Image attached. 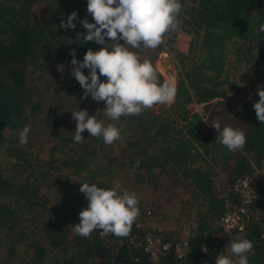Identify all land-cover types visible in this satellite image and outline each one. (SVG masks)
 Returning <instances> with one entry per match:
<instances>
[{
    "label": "trees",
    "instance_id": "obj_1",
    "mask_svg": "<svg viewBox=\"0 0 264 264\" xmlns=\"http://www.w3.org/2000/svg\"><path fill=\"white\" fill-rule=\"evenodd\" d=\"M180 1L190 2L182 23L191 28V34L201 38L199 58L190 70L182 72L183 79L176 81V96L170 105L175 114L171 118L152 114L151 120L156 124L150 127L138 116H128L127 121H136L139 127L136 136L141 137V145L134 151L135 159L129 163L133 169L140 161L133 169L132 184L135 187L147 185L152 190L178 186L186 196L183 202L189 207L196 206V225L188 233L187 256L182 261L173 260L172 255L166 253L161 258L162 264H194L203 244L208 247L210 263L215 264L216 256L224 253L221 243L227 248L229 242L239 238L253 242L254 250L248 255V264H264V240L259 237L264 232V217L258 215L262 207L259 197L254 201L253 216L242 233L222 234L220 241L214 236L218 216L227 205L236 203L235 195L226 188L238 175L250 173L252 164L260 167L264 158V124L257 121L252 108L259 100L258 87L264 86V33L257 34L259 26L264 24V0ZM72 2L0 0V133L7 130L9 140L17 142L19 132L25 126L32 128L34 123L51 132L56 141L49 149L51 154L46 164L38 168L40 178L44 181L55 176L56 191L66 185L72 187L87 207V199L79 192L80 184L95 183L107 189L101 178L104 174L102 164H92L102 138L90 137L86 131L82 136L84 142L73 141L75 131L71 127L75 122L71 113L82 110V104L77 103L81 87L70 75L72 57L69 52L75 50L76 59L82 61L88 49L98 51L101 45L83 40L86 29L79 21L94 22L86 11L87 0ZM73 11L77 12V19L73 21L76 28L60 29L61 21H66ZM234 40L252 43L249 46L256 49L257 57L255 65L244 71L238 85L230 82L222 71L225 43ZM190 46H194L193 40ZM130 50L149 52L143 47ZM56 68L64 70H59V76H64L58 87L71 94L67 97L65 94L66 109L61 110V105L60 110H46L34 82L42 78L45 70L51 76ZM82 71L88 74L87 69ZM228 92L232 94L227 95ZM190 102L202 104L205 114L188 109ZM26 112L31 115L26 116ZM214 123L220 125V130L226 125L242 129L247 136L244 149L233 153L216 143L217 131L211 128ZM150 143L154 148L148 153ZM216 154L218 163L212 165L210 158L214 159ZM29 164L31 162L22 159L23 168ZM219 174L221 182L216 185L214 178ZM27 177L16 191L28 193L23 206L29 214L27 220L33 223L34 214L42 215V219L32 225L30 240L24 238L25 253L16 262L44 264L48 259L51 264H121L135 255L139 264H147L142 252L124 243L125 238L104 236L99 233L101 230H95L88 239L74 235L72 226L75 224L70 222L68 206L63 204L50 210L44 201L35 198L36 186L28 188ZM10 180L9 175L3 176L0 170V230L4 231L8 242L0 264H13L10 261L12 253L23 234L15 230L14 210L1 199L12 187Z\"/></svg>",
    "mask_w": 264,
    "mask_h": 264
},
{
    "label": "clouds",
    "instance_id": "obj_2",
    "mask_svg": "<svg viewBox=\"0 0 264 264\" xmlns=\"http://www.w3.org/2000/svg\"><path fill=\"white\" fill-rule=\"evenodd\" d=\"M86 11L94 22L79 21L86 29L83 40L101 47L98 51L88 49L82 61L76 59L75 50L69 52L72 57L70 75L82 89L81 100L90 96L95 102H103V113L112 121H118L122 116L140 115L155 105L171 104L176 87L170 83L160 84L152 63L148 59L141 61L130 49L154 50L159 47L164 36L182 23L180 0H87ZM76 19L77 12L73 11L66 21H61L59 28L74 30ZM259 33H264V24L259 26ZM84 69H87V75L83 73ZM100 77L105 80L101 81ZM257 95L259 100L252 108L257 121L264 124V86L258 87ZM71 119L75 122L74 143L84 142L82 133L85 131L90 137L102 138L105 145H112L122 138L120 128L111 123L105 126L87 110L74 111ZM213 127L217 131L216 143L233 153L244 149L247 136L242 129L226 125L220 130L219 124ZM30 131V126H25L18 134L22 148L28 144ZM139 164L137 161L133 169ZM79 192L88 204L79 213V224L72 226L74 235L88 239L94 230L118 238L130 235L140 212L135 192L122 188L119 182L110 189L85 182L80 184ZM227 248L229 254H218L215 264H248V255L253 252L254 245L249 239L239 238L229 242Z\"/></svg>",
    "mask_w": 264,
    "mask_h": 264
},
{
    "label": "rangeland",
    "instance_id": "obj_3",
    "mask_svg": "<svg viewBox=\"0 0 264 264\" xmlns=\"http://www.w3.org/2000/svg\"><path fill=\"white\" fill-rule=\"evenodd\" d=\"M68 1L73 3V0ZM181 4L183 11L179 19L182 22V19L186 17L185 12L190 2L184 1V3ZM190 29L191 28H188L187 25L181 23L176 30L164 36V42L156 49L149 50L147 53L138 51L139 53L137 54L141 61L148 59L152 63L160 84L170 83L176 86V81L178 79H183L182 72L190 70L197 64L200 54L198 43L201 38L191 34V32H189ZM192 40L194 46H190ZM225 44V60L222 71L230 82L238 85L240 84V79L244 71L255 65L257 61L256 49L249 46L252 45V43L250 44L249 42L241 40L228 41ZM59 70L64 72L63 69ZM59 70L56 68L51 76L49 72L45 70L42 78L34 82L39 92L40 101L46 110L50 108L60 110L61 105V110H64V108L66 109V97L71 94L69 91L67 92L66 89H60L58 87L61 78V75L59 76ZM63 76L61 81L63 80ZM56 77L58 79L55 83ZM100 79L101 81L105 80L104 77H100ZM231 94L232 92L227 93V95ZM81 96L82 89L79 88L77 103L82 104V110H87L88 113L91 111L89 115L96 116L105 126L111 123L121 129L122 138L119 141L114 142L112 145H105L102 140L101 148L98 149V152L96 151V160L92 162L93 166L96 165L97 162L102 164L104 174L101 178L105 182V187L110 189L119 182L122 188L129 192H135L139 198V209L150 208L154 212L158 225L160 226V232L163 236L176 238L177 236H185L188 234L196 225L194 213V208H196V206L193 205L189 207L186 205V202H183L186 196L178 186L168 189L161 186L156 190H152L151 187L147 185L141 184L135 187L132 184L135 170L130 167L129 163L135 159L134 151L138 150L139 144L141 145V137L136 136L139 132L136 121H127L128 116H122L118 121H112L103 113L105 107L103 102H95L90 96L81 100ZM170 105L171 104L155 105L137 116L142 122L145 121L146 124L153 127L156 124V121L153 122L151 120L154 116H166L171 118L173 114H175L173 110H171ZM76 106L78 107L77 104ZM187 108L201 115L205 114L202 104L190 102L187 104ZM152 114L154 116H152ZM69 120L71 121V119ZM33 125V127L30 128L31 131L28 137V144L23 148L19 145V140L17 142L9 140L10 132L7 130H3L0 133V170L3 176L9 175L12 185L1 199L14 210V215L17 216L15 220V230L22 231L24 234H22L14 247L15 251L12 253L13 257L10 259L13 264H19L16 262V259H18L20 255H23L22 253H25L24 238H29L30 240L32 225L38 224L37 222L42 219V215L34 214L33 223L27 220L29 214L25 213L23 206L26 203L24 196L28 193H18L16 191L19 185L24 183V178L27 177L29 173H31V175L27 177L28 179H26L25 183H28V188L31 185L33 188L36 186L34 191L35 198L44 201L46 206L51 208L50 210L55 207L58 209L63 204L67 205L71 223L75 225L79 224V213L86 208L84 199L78 197L72 187L68 188L66 185L59 191H56L55 183L53 184L55 176H51L48 180H41L38 168L46 164L51 154L49 149L54 145L56 140L51 132H48L39 124L34 123ZM212 125L214 126L216 124L214 123ZM212 125L211 128L216 130ZM71 129L75 131V124L72 125ZM85 132L82 133V136H84ZM153 148V143H150L148 153H151ZM208 155L212 156L211 153ZM19 156H21L20 159ZM208 158L207 156V162H209ZM22 159L28 160L31 164L23 168L21 165ZM218 159V155L216 154L214 159L210 158V164L215 165V163H218ZM262 165H264V158L262 160ZM14 172L15 174H13ZM214 181L216 185L221 182L220 174L214 178ZM34 196L32 198H34ZM4 234V231L0 230V260L5 256L4 249L8 243L7 240H5L7 236L5 237ZM44 264L51 263L46 259Z\"/></svg>",
    "mask_w": 264,
    "mask_h": 264
},
{
    "label": "built area",
    "instance_id": "obj_4",
    "mask_svg": "<svg viewBox=\"0 0 264 264\" xmlns=\"http://www.w3.org/2000/svg\"><path fill=\"white\" fill-rule=\"evenodd\" d=\"M226 190H230L235 195L236 203L232 206L227 205L218 216L216 228L220 233H242L253 216L251 209L257 197L260 198L262 206L260 213L257 214L264 217V165L257 167L252 164L251 172L235 177ZM160 231L154 212L150 208H143L140 209L139 217L133 224V232L125 238L124 243L142 252L147 264H162L161 258L166 253H170L173 260L185 259L189 252L188 234L167 238ZM259 237L264 240V232H261ZM214 243L217 244V240ZM207 253V245H201L194 264H211ZM130 257L127 263L121 264H139L140 260L137 256L130 255Z\"/></svg>",
    "mask_w": 264,
    "mask_h": 264
},
{
    "label": "crops",
    "instance_id": "obj_5",
    "mask_svg": "<svg viewBox=\"0 0 264 264\" xmlns=\"http://www.w3.org/2000/svg\"><path fill=\"white\" fill-rule=\"evenodd\" d=\"M227 189V188H226ZM215 230H216V232L214 233V236L216 237V239L218 240V241H220V237H222V233H220V231L218 230V228H216L215 227ZM221 245H222V247H223V251H224V254L225 255H228L229 253L227 252V248H226V245H225V243L223 244V243H221ZM225 245V246H224Z\"/></svg>",
    "mask_w": 264,
    "mask_h": 264
}]
</instances>
